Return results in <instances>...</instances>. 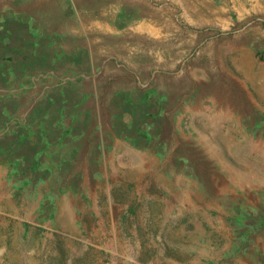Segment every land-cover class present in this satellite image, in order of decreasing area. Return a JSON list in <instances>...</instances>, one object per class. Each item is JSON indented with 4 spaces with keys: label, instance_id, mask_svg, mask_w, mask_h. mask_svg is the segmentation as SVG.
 Listing matches in <instances>:
<instances>
[{
    "label": "rangeland",
    "instance_id": "374dc122",
    "mask_svg": "<svg viewBox=\"0 0 264 264\" xmlns=\"http://www.w3.org/2000/svg\"><path fill=\"white\" fill-rule=\"evenodd\" d=\"M0 2V264H264V0Z\"/></svg>",
    "mask_w": 264,
    "mask_h": 264
},
{
    "label": "crops",
    "instance_id": "0c3cea01",
    "mask_svg": "<svg viewBox=\"0 0 264 264\" xmlns=\"http://www.w3.org/2000/svg\"><path fill=\"white\" fill-rule=\"evenodd\" d=\"M1 1V0H0ZM2 2H0L1 4ZM259 114L256 116V118L259 120ZM247 139V138H246ZM248 141L251 142L253 141L252 138H248ZM258 145L260 146L261 144V141L258 139ZM264 143H262V147H263ZM264 148V147H263ZM261 149V148H260ZM258 163V162H257ZM256 167H259L258 165ZM259 172V171H258ZM262 175V174H261ZM263 180L260 181V179H257L255 184H250V187L251 188H254L256 189L257 191L261 192L260 190L264 188V182H262ZM258 198L260 199V196H258Z\"/></svg>",
    "mask_w": 264,
    "mask_h": 264
}]
</instances>
